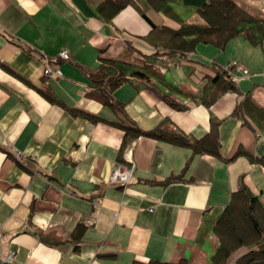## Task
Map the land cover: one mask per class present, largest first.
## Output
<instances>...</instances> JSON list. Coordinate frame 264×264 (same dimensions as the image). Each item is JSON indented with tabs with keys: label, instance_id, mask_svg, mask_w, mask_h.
Segmentation results:
<instances>
[{
	"label": "crops",
	"instance_id": "1",
	"mask_svg": "<svg viewBox=\"0 0 264 264\" xmlns=\"http://www.w3.org/2000/svg\"><path fill=\"white\" fill-rule=\"evenodd\" d=\"M103 1L0 0V264H211L218 246L211 225L241 177L264 204V167L237 152L264 153V40L237 35L223 48L198 43L185 55L153 57L167 80L191 94L175 96L186 107L171 106L146 82L129 81L113 91L124 102L117 110L88 94L86 71L101 57L140 61L155 51L144 38L152 24L177 28L206 0H168V11L127 0L110 16L98 8ZM236 2L264 17V0ZM214 59L221 66L235 59L248 73L206 105L199 96ZM54 64L61 73L45 72ZM211 115L219 119L220 155L152 135L131 137L110 122L151 130L169 120L201 138ZM132 162L128 181H110L116 166ZM175 175L181 177L163 184ZM77 226L80 236L73 234Z\"/></svg>",
	"mask_w": 264,
	"mask_h": 264
},
{
	"label": "trees",
	"instance_id": "2",
	"mask_svg": "<svg viewBox=\"0 0 264 264\" xmlns=\"http://www.w3.org/2000/svg\"><path fill=\"white\" fill-rule=\"evenodd\" d=\"M149 1L159 10L168 11L170 7L168 0ZM105 3L108 4L109 11L104 10ZM126 3L127 0H104L99 3L98 8L103 15L110 16ZM193 14L188 19H179L180 25L177 28L152 24L151 30L144 38L154 45L155 51L151 54L138 52L141 54L140 61L101 57L95 69L86 71L93 87L88 94L104 105L122 110L124 102L116 99L113 91L124 82L140 81L149 84L171 106L184 108L186 105L178 101L175 96L191 94L181 91L177 85L167 80L150 59L172 54L185 55L194 51L198 43H209L223 48L229 39L237 35H242L252 44H260L264 40V17L250 13L236 0H206L201 6L194 8ZM211 63L214 73H206L203 76L205 80L199 96L206 105L213 103L225 91L237 88L230 73L219 65V62L214 59ZM0 65L5 66L1 61ZM67 108L71 113L85 116L92 121L104 119L78 108L71 106ZM210 120V130L201 138H193L183 133L169 120H165L161 126L151 130H143L129 120L110 122L123 128L125 134L129 133L131 137L140 134L152 135L174 144L189 146L194 152L205 151L220 155L217 129L219 119L211 115ZM237 152L245 154L249 160L264 167V153L257 155L245 149ZM180 177L181 175L170 176L163 184ZM78 231L80 236L83 228L77 226L73 234ZM211 232L218 242L215 252L210 257L211 264H225L232 254L241 248L246 250L236 258L234 264H264V204L259 196L245 185L242 177L239 179L237 189L232 192L228 204L219 212L211 225ZM182 262L186 260L182 259L178 263Z\"/></svg>",
	"mask_w": 264,
	"mask_h": 264
},
{
	"label": "built area",
	"instance_id": "3",
	"mask_svg": "<svg viewBox=\"0 0 264 264\" xmlns=\"http://www.w3.org/2000/svg\"><path fill=\"white\" fill-rule=\"evenodd\" d=\"M60 55L64 58H69V54L66 50H62ZM50 65L49 68L45 69V72H55L61 73L58 64ZM223 67L230 73L232 79L234 81L237 80L238 75H245L248 73V68H246L243 64L233 59L223 65ZM126 159L131 160L129 155H125ZM133 164L128 167H122L120 165L116 166L111 172V181L112 182H126L129 180L132 173Z\"/></svg>",
	"mask_w": 264,
	"mask_h": 264
},
{
	"label": "rangeland",
	"instance_id": "4",
	"mask_svg": "<svg viewBox=\"0 0 264 264\" xmlns=\"http://www.w3.org/2000/svg\"><path fill=\"white\" fill-rule=\"evenodd\" d=\"M214 243L215 241L212 240L211 242H207V244L205 245V250L207 251L208 254H211L214 251Z\"/></svg>",
	"mask_w": 264,
	"mask_h": 264
},
{
	"label": "flooded vegetation",
	"instance_id": "5",
	"mask_svg": "<svg viewBox=\"0 0 264 264\" xmlns=\"http://www.w3.org/2000/svg\"><path fill=\"white\" fill-rule=\"evenodd\" d=\"M124 158L126 159V157H125V155H124ZM127 160H129V159H127ZM131 160H132V158H131ZM131 160H129V161H131ZM133 164V162L131 163V165ZM110 181H111V177H110Z\"/></svg>",
	"mask_w": 264,
	"mask_h": 264
}]
</instances>
